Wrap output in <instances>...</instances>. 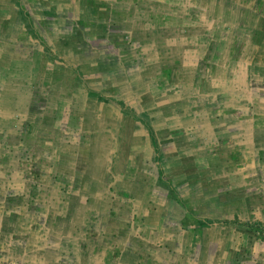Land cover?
Masks as SVG:
<instances>
[{"label":"rangeland","instance_id":"rangeland-1","mask_svg":"<svg viewBox=\"0 0 264 264\" xmlns=\"http://www.w3.org/2000/svg\"><path fill=\"white\" fill-rule=\"evenodd\" d=\"M0 264H264V0H0Z\"/></svg>","mask_w":264,"mask_h":264},{"label":"trees","instance_id":"trees-1","mask_svg":"<svg viewBox=\"0 0 264 264\" xmlns=\"http://www.w3.org/2000/svg\"><path fill=\"white\" fill-rule=\"evenodd\" d=\"M159 1L166 2V3H173L175 5H178V4H181L182 0H159ZM151 137L153 138L152 143L156 145V139H155L156 137H155V135L151 134ZM259 223H262V222H259Z\"/></svg>","mask_w":264,"mask_h":264}]
</instances>
